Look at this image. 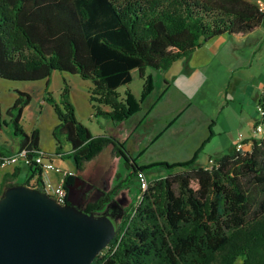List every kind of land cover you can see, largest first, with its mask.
Returning a JSON list of instances; mask_svg holds the SVG:
<instances>
[{
	"label": "trees",
	"instance_id": "16d2710c",
	"mask_svg": "<svg viewBox=\"0 0 264 264\" xmlns=\"http://www.w3.org/2000/svg\"><path fill=\"white\" fill-rule=\"evenodd\" d=\"M263 23L264 10L250 0H0V78L49 82L56 70L78 74L93 83L92 109L122 122L139 110L130 90L119 92L133 81L134 72L143 79L144 99L153 89L148 69L167 71L210 39L222 34L244 37ZM16 92L8 114L18 151H26L20 161L30 172L25 183L33 178L40 183L33 159L41 152L50 158L52 154L40 148L39 128L28 133L22 126L32 95ZM69 94L66 85L59 100L48 89L44 96L59 121L53 131L56 153H62L65 139L71 149L62 157L80 169L83 161L112 145L114 157L129 171L85 210L104 209L126 186L123 181L136 178L139 183V172L149 182L92 264H264V135L252 138L250 148L245 143L237 150L234 145L228 153L209 157L206 165L195 157L141 166L116 137L94 136L77 119ZM257 105L264 124V90ZM4 125L0 104V130ZM13 153L0 143V166ZM149 171L156 175L149 178ZM20 172L16 164L13 173L4 174L0 195L20 184L15 182ZM75 178H66L68 190Z\"/></svg>",
	"mask_w": 264,
	"mask_h": 264
},
{
	"label": "rangeland",
	"instance_id": "374dc122",
	"mask_svg": "<svg viewBox=\"0 0 264 264\" xmlns=\"http://www.w3.org/2000/svg\"><path fill=\"white\" fill-rule=\"evenodd\" d=\"M259 37V34L255 35L254 41H257ZM252 41L253 38L248 41V53L253 46H256L257 48L259 47L257 44H251ZM257 56L258 57L253 62L252 66H248L247 68L243 69V72H245L249 77L244 78L241 87L242 89L245 87V89L250 90L251 86L257 85V83L260 82L262 75L264 77V43L261 49H259L257 52ZM175 66L176 63L174 64L173 68L169 70V72H172L175 69ZM227 66V63L225 62L223 64H218L215 68L209 70L206 74L208 79H206L203 84H201L199 90L184 94L179 87L178 79V85L172 83V86L168 88L169 90L164 95L165 103L164 106H162V109L165 111V113L168 111L169 97H178L179 95L178 92H176L178 94L174 93V84L178 86L180 89L179 91L182 92V94L179 96L180 101L183 103L193 102L199 106L197 108L204 109L208 113H214V118H219V126L229 125V127H232L230 132L216 134L211 137L209 136L205 142H201L200 144H198L201 140V135L199 133H192L190 135H186V133L177 134L179 132H184V129L194 127L193 120H191V117L187 115L182 117L176 124V127L180 129L182 128L178 132H175L174 129L171 132L166 128L165 130H157L158 132L156 131L155 135H149V133H146L149 131V124L146 123L147 127L145 126L143 123L144 117L146 116V120H148L147 115L151 112L149 117H151V119L154 117L157 119V115L155 116V114L157 113V109L161 107L159 104L160 98L163 96L164 89L166 88L161 86L160 88L162 89L158 95V98H155V95L159 91V84H163L164 82L163 72L148 69L146 76H150L152 78L153 89L151 93L144 99L142 95L143 79L140 77L137 71L134 72V78L130 84L119 88V92L123 95L127 90H130L139 103V110L134 115L130 116L131 118L129 117L130 126L131 121L133 122V126H135V123H137V125L133 130L134 133L132 138L130 134V139L128 140L129 143L127 142L125 146L127 150H129V144L133 140H135L137 137H144L143 140L138 142V146L130 151L133 155L132 157L137 159L136 161L139 163V165L150 166L163 162L169 164L187 162L197 157L202 148V153L206 154L216 155L217 153H228L233 142L231 135L236 137V140L238 139L240 133L247 137L249 131L242 128L239 117L242 112V106L244 105L243 115L245 118L249 117L247 116L249 114L250 116H253L255 120L252 118L250 120L246 119V121L243 122V125H246L247 121H250L251 125L253 126H255L257 121L260 122L261 115L256 100L250 101L249 96L241 91L240 94L246 98L245 101H243V105L241 102H232L230 100L232 98L229 95V105L226 106L225 111H222L221 107H216L219 100H223L227 94V91H230V89L224 85L227 84V75H230L231 73L230 71L227 72ZM252 83H254V85ZM66 85L70 89L69 99L75 107L77 119L83 125L88 127L92 134L98 135L105 133L107 131V120L109 119L104 115L97 114L91 108L92 103L89 101L90 90L93 88V83L91 80L83 79L78 74L56 70L50 77L49 82H47L46 79L38 81H13L0 78V103L2 106L3 117L7 121V125H4V131L0 130V143L6 145L10 150L15 146L14 144L16 136L13 134L14 124L12 122V115L8 114V109L13 105L15 97H17V90L27 91L32 95V104L29 109L24 112L23 120L21 122L23 128L27 130L28 133H30L36 124L38 114L37 112L39 111L38 104L45 96L46 89L51 91L53 96L59 100ZM151 94L152 96L150 97ZM204 97H208V100L206 102L200 101V99ZM251 102L253 104H251ZM102 108L103 110H110V108L107 106H103ZM171 109H173V107H171ZM13 114L16 115L17 110L13 109ZM55 114L56 113L53 111L51 117L48 115L47 110H43L38 121L41 131V145L51 150L54 148L55 142L57 143L53 135V118H55L53 116H56ZM161 115L164 116L162 112ZM192 115H194L193 112ZM163 121H165V119ZM110 122L112 121L110 120ZM184 123H186V128L184 127ZM166 125L168 126V124L165 123V126ZM68 146L69 143L65 139H62V147L65 153L68 149ZM111 151L112 147L108 145L96 157L88 161H83L81 164L82 166L78 173L79 176L84 180L92 182L89 189L86 191L89 201H94L95 198L92 197H94L97 193L102 192L99 190H103L104 188L108 187L107 185H116L119 184L122 179H125V172L127 170L125 163L120 158L119 163L115 162ZM64 159L65 162H70L74 168H77V165L71 158L65 157ZM6 168L8 167L0 168V180ZM27 172V164L23 163L22 171L17 177L16 181L19 183L25 182ZM119 173L122 174V178H119ZM148 175L151 177L154 175V172L149 171ZM102 176L104 179L101 178ZM34 182L35 180H32V183ZM122 183L126 184L125 187L127 188H123V190L118 192L115 195V198L106 204L104 209L93 211L94 217L104 216L110 218L116 228H118L122 223L125 213L130 212L132 207L138 201V198L135 196V180H126ZM73 190L75 189L73 188ZM99 195L100 194H98V196ZM72 199L74 200L73 203L77 205V207H80L81 209L83 208L82 204L78 203L82 202L78 190H75ZM239 263L240 261L237 264Z\"/></svg>",
	"mask_w": 264,
	"mask_h": 264
},
{
	"label": "crops",
	"instance_id": "0c3cea01",
	"mask_svg": "<svg viewBox=\"0 0 264 264\" xmlns=\"http://www.w3.org/2000/svg\"><path fill=\"white\" fill-rule=\"evenodd\" d=\"M250 1L256 2L260 6H264V0H250ZM257 34H259L260 37L257 41H254L255 35H257ZM252 38H253V41L251 42V44H257V45H259V47L257 48L256 46H253L252 49L250 50V52L248 53V51H249V48L247 46L249 44L248 41ZM263 43H264V23L261 25V27L257 28L255 31H253L252 33H250L249 35L244 36V37H234V36H230L228 34H222V35L216 36V37L208 40L207 42H205L203 44V46H201L198 50H196L189 57V59L183 58V59L176 61L175 62L176 63L175 69L172 72H169V70H171L173 68L175 63L172 65V67L169 70L163 72L164 73V76H163L164 82H163V84H161V83L159 84V91L155 95V98H158V95L162 89V88H160L161 86H164L166 88V89H164L163 96L160 98L159 104L161 105V107H159L157 109V113L155 114V116L157 115V119H155V117L152 119H151V117H149L151 115V112L147 115L148 120H146V116L144 117L143 123L145 124V126L147 127L146 123L149 124V131H147L146 133L147 134L149 133V135H155L157 130H159V131L161 129L165 130L166 128L168 131L172 132L174 129L175 132H178L182 128L180 129V128L176 127V124L185 115L191 117V120H193V123H194V127L184 129V132H179L177 134H185L186 133V135H190L192 133H199L201 135V140L198 144H200L201 142H205L209 136L211 137V136H214L216 134H223V133L230 132L232 127H229V125L219 126V118H217V117L214 118V116H215L214 113H208L204 109L197 108L199 106L194 104L193 102L183 103L182 101H180L179 96L182 94V92L184 94H186V93H191V92H194L196 90H199V87L201 86V84H203V82L206 79H208V76H206L207 72L209 70H211L212 68H215L218 64H223L226 62L228 65L227 66V72L230 71L231 73H230V75L227 73L228 74L227 75V84H224V85H226L228 87V89H230V91L229 92L227 91V94L223 100H219L216 107L217 108L221 107L222 111H225L226 106L229 105V100H228L229 95L232 98V99H230L232 102H241L243 105V101H245L246 98L240 94L241 91L244 94H246L247 96H249L250 101L256 100V103H257L258 98L260 97V95L262 94V92L264 90V79H263L264 77H263V75L261 77L260 82L257 83V85H254V83H252L254 86H251L250 90L245 89V87H243V89H242L241 87H242L244 78L249 77L248 75H246L245 72H243V69L247 68L248 66H252L253 62L258 57L257 52L259 51V49H261ZM249 55H250V58H249ZM178 79H179V87L181 88L182 92L179 91L180 89L178 86L173 84V86H175L174 93L178 92L179 95H178V97H176V96L175 97H169L168 111H167V113H165V111L162 109V106H164V103H165L164 102V95L169 90L168 88H170L172 86V83H175L178 85ZM178 93H176V94H178ZM151 96H152V94L150 95V97ZM15 99H16V97H15ZM207 100H208V97H204V98L200 99V101H203V102H206ZM31 104H32V101L24 109V112L27 109H29ZM251 104H253V103L251 102ZM171 107H173V109H171ZM91 108H92V105H91ZM38 109H39V111L37 112L38 113L37 114V120H36V124L33 127V129L39 128L38 121H39V117H40L43 110H47L48 115H50L51 117H52V113L54 111L53 108L44 100V97L42 98V100L38 104ZM243 109H244V105L242 106V112L240 114L239 119H240V123H241L242 128L249 131V134L247 135V137H245V143H246V147L250 148L251 147V139H252V136L254 133V126L251 125L250 121H247L246 125H243V122L246 121V119L247 120H250L251 118L254 119V117L250 116L248 114L247 116H249V117L245 118V116L243 115ZM1 111H2V106H1ZM161 112L164 116L161 115ZM192 112L194 113V115H192ZM53 117H55V118H53V130H54L55 126L58 124L59 121H58L57 115L53 116ZM130 118H128L122 122H114L108 118L109 120H107V124H106V130L107 131L103 134H98V135L114 136L117 139H119L121 142H123L126 146V143L130 139V134H131V138H132L133 133H134L133 130L135 129V127L137 125V123H135V126H133L132 125L133 122L131 121V126H130V123H129ZM164 119H165V121H163ZM110 120L112 122H110ZM165 123L168 124V126L167 125L165 126ZM184 127L185 128L187 127L186 123H184ZM1 131H4V127ZM175 132H173V133H175ZM98 135H94V136H98ZM231 137L233 139L231 148H233V146L235 145L236 137H233L232 135H231ZM143 139H144V137H142V136L137 137L135 140H133L129 144L130 149L128 151L131 154V156H133V155L130 151L133 150L136 146H138V142L140 140H143ZM14 145L15 146L11 148V151L16 153L19 149V139L18 138L15 139ZM109 146L112 147V145H109ZM56 147H57L56 142H55L54 148L52 150L48 149L47 147H43L41 145V142H40V148L43 151L52 154V159L54 160L55 163H57L63 169L71 170L75 173V175L73 177H76V178H75V180H73V185L74 184L77 185L74 187V189L79 191L80 199L82 200V202L87 203V204L92 203L93 201H89V197L86 195V191L89 189L92 182L82 179L78 174L79 169L74 168L70 162H65L64 161L65 157H62V154L65 152L62 151V153L57 154L56 153ZM204 147H205V143H204ZM70 149H71V147L69 145L66 152L70 151ZM202 152H203V148L201 149V151L198 153V155L196 157L197 162L201 165H206L209 157H215V156H218L220 154H224V153H217L216 155H213V154H206V153H202ZM223 152H225V151H223ZM15 153H13V154H15ZM111 154L114 157L113 147H112ZM114 160L117 163H119V161H120L118 157H114ZM136 160L137 159H135V161ZM22 164H23V162L18 163V165H20V167H21V171H22ZM5 167H8V168H6L4 170L2 178L0 180V190H1V183L3 181L4 174L6 172L13 173L15 170L16 164L15 165H13V164L8 165ZM0 168H3V167H0ZM27 169H28V167H27ZM128 173H129V171L126 170L125 178H127ZM119 175H120V178H122V174L119 173ZM154 175H156V174L154 173ZM154 175L151 177H149V175H148V177L152 178V177H154ZM29 176H30V172L28 171L26 173V179H25L26 181L29 178ZM101 178L104 179L103 176ZM32 180H36V179L35 178L31 179L30 184H33ZM134 180L136 183L135 196L138 198L139 193H140V187H139L138 180L136 178ZM15 182H17V181H15ZM25 182H20V183H25ZM84 184H86L85 188H83ZM107 186L108 187L104 188L103 190H99V191L109 192L114 188L115 184H113V185L109 184ZM124 188H127V187H124ZM121 190H123V188ZM98 197L99 196L97 195L96 197H92V198L97 199Z\"/></svg>",
	"mask_w": 264,
	"mask_h": 264
},
{
	"label": "water",
	"instance_id": "95a60500",
	"mask_svg": "<svg viewBox=\"0 0 264 264\" xmlns=\"http://www.w3.org/2000/svg\"><path fill=\"white\" fill-rule=\"evenodd\" d=\"M75 186L67 204L26 183L0 195V264H92L118 228L87 212V203L77 201L83 208L77 207Z\"/></svg>",
	"mask_w": 264,
	"mask_h": 264
},
{
	"label": "built area",
	"instance_id": "2783aa9c",
	"mask_svg": "<svg viewBox=\"0 0 264 264\" xmlns=\"http://www.w3.org/2000/svg\"><path fill=\"white\" fill-rule=\"evenodd\" d=\"M261 10H264V6H260ZM260 115L263 114L261 107H258ZM264 135V124L262 121L258 122L256 127H254V133L252 138L260 137ZM235 147L237 150L243 149L245 147V136L240 133L238 139L235 142ZM26 156V151L19 150L15 154L3 158L0 167H5L8 165L18 164ZM33 161L40 168V183H36V180L31 185H38L41 190L50 196H53L59 203L67 204L69 202V190L65 185L66 178L74 176L75 173L71 170L63 169L54 160L42 152L34 157ZM210 163L213 159L209 160ZM139 184L141 190H146L149 186L148 178L144 172H139L138 175Z\"/></svg>",
	"mask_w": 264,
	"mask_h": 264
},
{
	"label": "flooded vegetation",
	"instance_id": "af4514ba",
	"mask_svg": "<svg viewBox=\"0 0 264 264\" xmlns=\"http://www.w3.org/2000/svg\"><path fill=\"white\" fill-rule=\"evenodd\" d=\"M85 187H86V184L83 185V188H85ZM97 195H98V193L94 197H96Z\"/></svg>",
	"mask_w": 264,
	"mask_h": 264
}]
</instances>
